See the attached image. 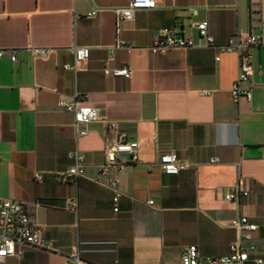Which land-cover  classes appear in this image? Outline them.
Returning a JSON list of instances; mask_svg holds the SVG:
<instances>
[{
    "label": "crops",
    "instance_id": "crops-1",
    "mask_svg": "<svg viewBox=\"0 0 264 264\" xmlns=\"http://www.w3.org/2000/svg\"><path fill=\"white\" fill-rule=\"evenodd\" d=\"M127 1L0 0V49L17 51L15 62L0 59V199L22 202L52 245L17 247L0 264H66L74 246L84 264H179L188 245L205 257L225 256L236 239L228 224L237 217L257 226L241 242L244 264H264V0H156L157 8L137 10L116 31L113 10ZM201 22L218 45L260 36L241 84L249 102L230 94L237 54L205 46L194 27ZM164 28L194 46L151 53ZM117 36L135 48L113 50ZM73 47L89 49L75 72L62 68L73 64ZM125 64L129 79L102 73ZM74 99L99 117L80 138L73 115L58 106ZM109 122L138 149L136 161L120 155L122 169L101 175L104 145L113 140ZM71 151L83 157L85 173L61 183ZM169 153L186 164L176 175L158 165ZM110 176L118 180L117 213L105 186ZM237 190L248 197L224 199ZM68 199L77 201L76 212Z\"/></svg>",
    "mask_w": 264,
    "mask_h": 264
},
{
    "label": "built area",
    "instance_id": "built-area-1",
    "mask_svg": "<svg viewBox=\"0 0 264 264\" xmlns=\"http://www.w3.org/2000/svg\"><path fill=\"white\" fill-rule=\"evenodd\" d=\"M157 8L156 0H128L124 6L115 8L116 31H118L119 22L125 19H131L137 10H153ZM95 10L86 14L92 17ZM199 37L204 40V45L217 50L218 53L235 52L238 56V72L235 81L230 90L232 98L237 100L243 96L246 101H250V89H242L241 84L249 81L251 75V56L250 49L256 45L260 36L248 34L238 36L235 39H229L225 44L218 45L207 33V22L195 24ZM171 29H161L154 37L148 50L153 54H161L172 49H187L194 46L191 38L176 37ZM135 45L132 42L121 40L118 36L112 46L113 50L133 49ZM74 60L73 64H64L63 70H73L74 72L85 65L89 56L87 47H73L71 49ZM45 50H32L31 54L43 58ZM7 54L9 61L15 62L17 51L15 49H0V59ZM111 56V53H110ZM218 56L215 61H218ZM106 77H120L129 79L131 69L128 65L121 68H108L106 65L102 69ZM58 106L69 112L74 117V130L77 138L87 134L85 126L98 120L97 110L89 106H80L79 101L74 99L70 103L63 100L58 101ZM108 130L113 135V140L106 142L103 148V162L98 166L101 175H106L109 171L115 169L120 171L122 166L117 163L120 155H127L131 162L136 161L137 142L132 139L125 131H122L115 122L108 123ZM70 165L63 171L58 172L57 178L61 183L76 182L84 176L85 163L83 157L77 151H71L67 154ZM213 162L215 160H212ZM158 165L161 171L167 175H176L186 168V164L178 160L175 153H169L158 158ZM34 179L40 181V175L35 173ZM118 180L115 176L107 179L105 186L112 192L113 212L117 213V200L119 192L117 190ZM249 193L243 190H237L235 193L226 194L225 200H238L240 196L248 197ZM68 208L71 211H77V201L75 199L67 200ZM151 204V202H148ZM228 226L235 230L236 239L229 245V254L218 257H205L199 254L195 245H188L182 249L179 264H244L247 261L246 249L241 246V242L249 240L252 233L257 230V226L248 222L245 217L232 219ZM28 246L39 250L51 251L52 245L40 233L39 229L32 225L24 204L18 200L0 199V263L7 257L15 256L16 248ZM79 249L74 246L66 256V264H84L80 259ZM259 262V261H258ZM111 264H119L114 261Z\"/></svg>",
    "mask_w": 264,
    "mask_h": 264
}]
</instances>
